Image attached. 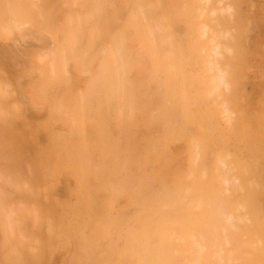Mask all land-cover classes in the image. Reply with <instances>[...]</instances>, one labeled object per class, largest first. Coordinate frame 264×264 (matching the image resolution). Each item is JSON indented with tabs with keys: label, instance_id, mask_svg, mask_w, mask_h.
I'll list each match as a JSON object with an SVG mask.
<instances>
[{
	"label": "rangeland",
	"instance_id": "1",
	"mask_svg": "<svg viewBox=\"0 0 264 264\" xmlns=\"http://www.w3.org/2000/svg\"><path fill=\"white\" fill-rule=\"evenodd\" d=\"M46 1H7L4 35L15 19L46 12L49 28L56 0ZM100 1H58L65 15L51 61L66 75L69 59L89 58L97 33L113 21L123 28L101 49L97 83L117 99L113 128L109 104L99 133L113 157L90 179L97 209L84 217L46 197L36 208L0 188V264H264V0ZM158 20L162 31L149 35ZM10 50L0 57V180L32 171L34 145L49 132L24 124ZM133 65L139 82L128 81Z\"/></svg>",
	"mask_w": 264,
	"mask_h": 264
},
{
	"label": "crops",
	"instance_id": "2",
	"mask_svg": "<svg viewBox=\"0 0 264 264\" xmlns=\"http://www.w3.org/2000/svg\"><path fill=\"white\" fill-rule=\"evenodd\" d=\"M7 1L10 0L4 1V5L0 7V57L10 54V49L19 55L17 63L11 62L14 67L13 74L19 82L15 99L22 106L24 124L34 125L33 128H39L38 123L45 124L44 128L49 132L45 143L37 142L34 145V155L32 154L31 158L35 166L32 171L25 167L20 173L15 170L14 175L13 171H8L10 173L0 180V188L9 196L10 202H25L31 206L34 204L37 208L44 204L46 197L57 210L68 209L74 214L81 212L85 217L87 211L97 209V206H91L92 191L89 186L91 178L102 177V173H98L100 171L94 172L97 170L96 163H107L112 159L110 152L114 149L112 139L108 140L106 133L104 137L99 135L104 127L103 115L107 113L109 104L112 116L107 119L106 131L110 127L113 128L117 99L113 97L109 103L110 100L105 99V95L100 91L102 88L97 83L101 75L98 73L102 60L101 49L108 35H116L123 28L116 21L111 22L104 32L97 33L92 41L89 58L85 61L78 58L69 59L67 74L59 77L52 73L51 69V61L60 50L59 30L65 15L57 13L59 9L56 11V8H59V0L54 1L49 28L44 27L47 24V12L40 17L41 20L24 16L20 17V21L28 19L27 23L20 24L19 19H15V24L11 25L10 37L5 36L1 30L2 22H10L11 16L5 8ZM49 1L47 0L46 4ZM127 39L130 51L136 49L137 43L130 34ZM85 44V39H82L81 45L84 49L87 48ZM4 63L8 65L7 61ZM137 71L136 65H133L128 73V81L139 82L136 80ZM81 97L83 102L80 101ZM75 116L82 117L80 128L75 123ZM33 117L45 118L31 122ZM37 136L36 133L35 137ZM20 161L23 166L27 162L23 159ZM88 163L89 169L86 166ZM66 164L71 166L70 169L61 170V166ZM56 240L66 239L59 234ZM63 264H73V260Z\"/></svg>",
	"mask_w": 264,
	"mask_h": 264
},
{
	"label": "bare ground",
	"instance_id": "3",
	"mask_svg": "<svg viewBox=\"0 0 264 264\" xmlns=\"http://www.w3.org/2000/svg\"><path fill=\"white\" fill-rule=\"evenodd\" d=\"M100 4H102V0L100 1ZM95 6H96L97 9L100 8L99 5H95ZM97 14H98V13H97ZM136 14H139V13H138V10H136V12L133 13V17H134V18H138V16H137ZM94 15H95V14H94ZM99 15H100V14H99ZM100 16H101V15H100ZM141 16H142V15H141ZM101 17H102V16H101ZM157 23H158V24H154V26H153V24L149 25V28H150V30H149V35H152V34L155 32V30H154V27H155V26H156V28H157V27H161L160 29H161V31H162L164 25H162V22L159 21V20L157 21ZM94 27H95V26H93L92 29H94ZM2 29H3L2 31H5L6 33H9V30H7V28L5 29L4 26H2ZM95 29H96V28H95ZM95 29H94V30H95ZM96 30H97V29H96ZM121 58L123 59L122 56H121ZM166 60H167V59H166ZM15 107H16V106H15ZM13 120H14V119H13Z\"/></svg>",
	"mask_w": 264,
	"mask_h": 264
}]
</instances>
